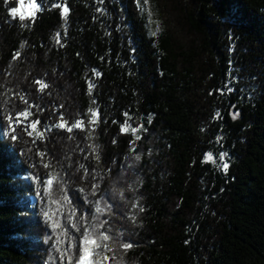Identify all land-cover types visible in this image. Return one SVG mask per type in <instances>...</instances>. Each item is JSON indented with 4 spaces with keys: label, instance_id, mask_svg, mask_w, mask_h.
I'll return each instance as SVG.
<instances>
[{
    "label": "trees",
    "instance_id": "16d2710c",
    "mask_svg": "<svg viewBox=\"0 0 264 264\" xmlns=\"http://www.w3.org/2000/svg\"><path fill=\"white\" fill-rule=\"evenodd\" d=\"M35 1L0 0V264L75 261L94 227L107 264H264V0H151L156 37L136 0Z\"/></svg>",
    "mask_w": 264,
    "mask_h": 264
},
{
    "label": "snow or ice",
    "instance_id": "6c2138e0",
    "mask_svg": "<svg viewBox=\"0 0 264 264\" xmlns=\"http://www.w3.org/2000/svg\"><path fill=\"white\" fill-rule=\"evenodd\" d=\"M144 2L146 3L147 0H144ZM19 4H20V8H23L25 6L29 7L32 9V11L30 13H28L27 15L23 12H21L18 8L13 7L11 9V14L13 17H15L16 15L19 14V18L21 21L25 20L26 18H32L33 22H34V18L36 15V11L40 10L39 7L36 5L35 0H30V2L25 5V0H19ZM57 7H59V5H56ZM69 9L65 6L62 8V16L65 19H67V14H68ZM23 26V25H22ZM153 35H155V33H153ZM57 39V43H59V33H57L56 36ZM19 56V53L17 52L14 55V59L17 58ZM97 75H99V73H97ZM37 84H39L40 86V90L42 91L43 89H45L47 87L46 84L40 82V81H36ZM91 88L92 85L89 84V92H91ZM230 91V89H229ZM89 112L91 113V120L89 121V123L95 124L97 118H98V112L94 111L93 109H89ZM32 114L30 112H21L19 114V116H17L16 119V123L17 124H21L23 123V121L20 119V117H23L24 120H27L29 116H31ZM127 115V113L125 114ZM217 115H219L217 113ZM239 113H235L233 118L235 119L236 116H238ZM11 120V118H10ZM40 124L39 120H34L31 121L30 124L25 127V131L28 133L29 136L33 135V133H35V135L38 138H42L44 133L41 131L37 130L38 125ZM9 127H11V123L9 124ZM55 127L57 128H66L67 131L71 132L73 130V128H82L83 127V121H76L74 124H72L71 127L68 126V122L63 120V117L61 116V122L57 123L55 125ZM130 125H128L127 121H125V124L121 126V131L122 132H126L128 131ZM29 129H31L29 131ZM132 133L135 134L138 129L137 128H132L131 129ZM15 138V137H13ZM139 136H136V139H139ZM93 151H95V148H93ZM226 154H221L219 156L220 160H224ZM137 159H139V157H137ZM207 161H212L213 163H215V160L213 158V156L209 153L206 154L205 156V162ZM223 169L225 171H227L228 168V164L224 163L222 165ZM49 186H51L52 184V180L48 181ZM143 210V209H141ZM103 210L100 207L96 208V212H102ZM52 227L58 228L60 227V225L58 223H53ZM73 227H75V225H73ZM98 228H102L103 224L97 226ZM110 239V236L107 235L104 232H97V228L94 227L93 230H88L87 228L84 229L82 238L80 240V244H79V248H78V255L75 258V261H73V256L71 255V249L73 247H76L75 244L70 243L68 246V250L65 252L61 253V260L63 261L64 258H67V264H107V262L109 261V257L107 255H103V252H107V251H111V248L109 246V244L107 243V241ZM121 247L125 250H127L128 248H131L132 245L130 243H124L121 245ZM59 251V249H57ZM98 250H102V251H98ZM114 259V258H113Z\"/></svg>",
    "mask_w": 264,
    "mask_h": 264
},
{
    "label": "rangeland",
    "instance_id": "374dc122",
    "mask_svg": "<svg viewBox=\"0 0 264 264\" xmlns=\"http://www.w3.org/2000/svg\"><path fill=\"white\" fill-rule=\"evenodd\" d=\"M136 1H137V5H138V7L140 9L141 15L143 16V18L146 21V26L148 28L149 35L152 36V37H156L158 35V33L160 32L162 26H161L160 20H159V18L157 16L156 10H155L151 0H147L146 3L144 2V0H136ZM29 2H30V0H25V5H27ZM35 3L40 9V5L36 1H35ZM16 8H18L21 12L25 13L26 15L32 11V9L27 7V6H25L23 8H20L19 0H18V6ZM15 17L19 18V14L16 15ZM153 33H155V35H153ZM235 113H237V112L234 110L233 111V116H234ZM20 119L23 121V123H21V124H17L16 123V119L11 121L12 128H14V127H16L18 125H23L24 127H27L30 124L31 121H34L31 116H29L27 120H24L23 117H20ZM50 128H52V127H46L47 130L50 129ZM132 128H135V127H129L128 132L132 133V131H131ZM137 129H138V131L135 134L132 133L133 135H139L140 129L139 128H137ZM30 130L31 129H29V131ZM37 130L41 131L39 129V127H37ZM33 135L36 136L35 133H33ZM210 154L213 156V158L215 160L214 164L217 167H219L220 169H223L222 165L224 163H227V164L229 163V157L230 156L224 150L219 151L217 154H213V153H210ZM221 154H226L225 157H224V160H220L219 159V156Z\"/></svg>",
    "mask_w": 264,
    "mask_h": 264
}]
</instances>
